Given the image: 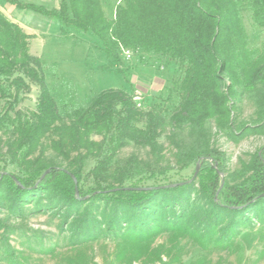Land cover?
<instances>
[{"label":"trees","instance_id":"16d2710c","mask_svg":"<svg viewBox=\"0 0 264 264\" xmlns=\"http://www.w3.org/2000/svg\"><path fill=\"white\" fill-rule=\"evenodd\" d=\"M4 1L57 20L61 27L90 33L117 65L121 64L120 46L161 54L177 64L168 98L173 103L170 118L180 125L201 127L213 116L223 123L233 84L248 90L259 82L264 84V0H108L114 9L111 18L104 12L103 0H59L58 8ZM245 14L252 27L261 31L256 45L249 41ZM28 37L19 23L0 10V131L7 134L0 174L6 172L0 179V192L7 186L15 198L13 209L19 208L24 197H36L38 204L44 199L67 206L71 202L77 208L74 235L83 240L104 235L141 241L154 231L178 229L203 238L220 224L223 234L232 233L238 217L244 224L250 223V216L264 223V146L254 155L252 174L238 185L220 187L216 183L209 158L222 172L225 161L216 149L206 147L190 156L192 161L204 158L197 176L199 191L195 181H164L167 168L160 166L161 112L140 108L125 90L107 88L86 106L72 108L64 120L40 58L29 52ZM119 71L123 69L119 67ZM32 85L37 87L36 101L33 110L25 112L17 106ZM128 143L148 147L151 158L144 160L134 154L119 158V151ZM49 150L55 157L45 156ZM37 152L36 158H29ZM57 157L67 160V167ZM90 160L93 163L86 169ZM10 166L14 175L7 171ZM202 171L207 173L203 176ZM71 174L80 196L88 195L83 210L77 207ZM192 190L201 193V200H208L213 208L193 201ZM96 202L102 203L98 205L101 212ZM4 253L11 264L21 263L13 251L4 249Z\"/></svg>","mask_w":264,"mask_h":264},{"label":"rangeland","instance_id":"374dc122","mask_svg":"<svg viewBox=\"0 0 264 264\" xmlns=\"http://www.w3.org/2000/svg\"><path fill=\"white\" fill-rule=\"evenodd\" d=\"M23 1L46 3L48 8L59 4V0ZM102 5L106 16L113 17L114 9L110 2L103 0ZM0 10L25 26L26 30L22 28L29 36V52L40 58L46 83L64 120H67L68 111L86 106L100 91L119 88L131 94L140 108H155L164 116L159 136L162 146L160 166L167 168L164 181H195V188L199 191L201 186L197 176L204 158L192 161L190 156L202 147L214 148L224 158L223 172L218 169L217 162L209 158L220 187L225 183L238 185L252 174L254 155L259 154L264 146V84L259 82L253 90L238 83L231 85L232 96L223 123L213 116L206 119L201 127L192 123L180 125L170 118L173 103L168 98V88L176 79L178 68L165 56L120 46L121 64L117 65L106 56L101 41L90 33L61 27L59 21L16 8L4 0H0ZM244 23L250 43L256 45L261 36L260 29L252 27L248 14L244 15ZM45 28L50 32L44 33L41 29ZM122 48L131 49V58H124ZM220 76L230 84L226 74ZM36 97L37 87L32 85L17 107L25 112L33 110ZM6 137L7 134L0 131V166L6 150L3 146ZM93 138L99 139L98 136ZM45 153L47 157H55L50 150ZM37 154L29 158H36ZM132 154L144 160L151 158L148 147L133 143L121 148L118 157L125 159ZM57 159L62 167H67V160ZM92 163L93 160L88 161L86 169ZM7 171L14 175L12 166ZM202 172L203 176L207 173ZM189 194L197 204L204 205L206 209L213 208L208 200H201V193L192 190ZM74 195L79 202L77 207L83 210L88 206V195L80 196L77 180L74 182ZM14 199L7 186H2L0 264H11L4 249L13 251L20 264H264V223L253 216L247 224L238 217L230 234H223L220 224L213 234L203 238L189 230L178 229L154 231L141 241L112 239L104 235L83 240L74 235L77 208H72L71 202L67 206L60 201L44 199L42 204H38L36 197H24L19 208L13 209ZM98 203L96 209L101 212L98 205L102 203ZM92 211H96L95 208Z\"/></svg>","mask_w":264,"mask_h":264},{"label":"built area","instance_id":"2783aa9c","mask_svg":"<svg viewBox=\"0 0 264 264\" xmlns=\"http://www.w3.org/2000/svg\"><path fill=\"white\" fill-rule=\"evenodd\" d=\"M122 54L125 59H129L132 56V51L129 48H122Z\"/></svg>","mask_w":264,"mask_h":264},{"label":"crops","instance_id":"0c3cea01","mask_svg":"<svg viewBox=\"0 0 264 264\" xmlns=\"http://www.w3.org/2000/svg\"><path fill=\"white\" fill-rule=\"evenodd\" d=\"M29 2V1H28ZM30 2H32V1H30ZM33 3V2H32ZM38 4H40V5H44V6H46V3H38ZM58 6H59V4L58 5H53V7H55V8H58ZM46 17V16H45ZM57 21V20H56ZM56 21H54L55 23H56ZM20 25V24H19ZM21 27H23L25 30H26V28H25V26L24 25H20ZM70 29H73V28H71V27H69ZM59 29V28H58ZM44 33L45 32H50V30L49 29H41ZM74 30V29H73Z\"/></svg>","mask_w":264,"mask_h":264},{"label":"water","instance_id":"95a60500","mask_svg":"<svg viewBox=\"0 0 264 264\" xmlns=\"http://www.w3.org/2000/svg\"><path fill=\"white\" fill-rule=\"evenodd\" d=\"M71 176L73 177V180H74V182H76V180H75L74 176H73V175H71Z\"/></svg>","mask_w":264,"mask_h":264}]
</instances>
